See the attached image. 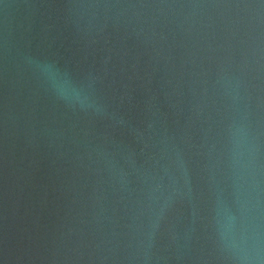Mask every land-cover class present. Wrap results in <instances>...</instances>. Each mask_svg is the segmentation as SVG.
<instances>
[{
  "label": "water",
  "instance_id": "obj_1",
  "mask_svg": "<svg viewBox=\"0 0 264 264\" xmlns=\"http://www.w3.org/2000/svg\"><path fill=\"white\" fill-rule=\"evenodd\" d=\"M0 264H264V0H0Z\"/></svg>",
  "mask_w": 264,
  "mask_h": 264
}]
</instances>
